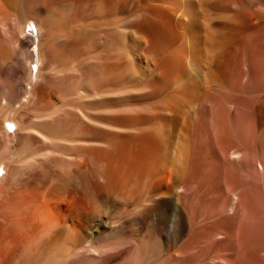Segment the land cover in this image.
<instances>
[{
	"label": "bare ground",
	"instance_id": "obj_1",
	"mask_svg": "<svg viewBox=\"0 0 264 264\" xmlns=\"http://www.w3.org/2000/svg\"><path fill=\"white\" fill-rule=\"evenodd\" d=\"M221 1L0 0V264H264V0Z\"/></svg>",
	"mask_w": 264,
	"mask_h": 264
},
{
	"label": "rangeland",
	"instance_id": "obj_2",
	"mask_svg": "<svg viewBox=\"0 0 264 264\" xmlns=\"http://www.w3.org/2000/svg\"><path fill=\"white\" fill-rule=\"evenodd\" d=\"M232 0H225V3L223 2V1H221L222 3V5L223 6H225V7H227V8H229V4H231L232 2H231ZM229 2V3H228ZM224 3V4H223ZM228 4V5H227ZM227 5V6H226ZM122 16V15H121ZM217 22V24H215ZM213 23L215 24V25H220L221 24V22H220V20H214L213 21ZM218 23H220V24H218ZM29 24H31V25H33V23L32 22H29ZM36 49V47H35V45H33V46H31L30 47V50H31V55H32V52L34 51ZM129 53H133L132 51L131 52H129ZM33 66V65H32ZM223 67H224V69H223ZM227 69V70H226ZM217 70H219L218 71V74H219V79H220V81H221V85L220 86H218V85H215L214 86V91H212L213 92V94H214V97H215V101L213 102V110H214V120L216 121V122H219L218 124V126H221L220 127V131H221V134L222 133H224V134H218V136H220V137H225L226 136V134H228L229 133V118L227 119L226 118V111H227V109L229 108V64H225V65H222L221 66V64H220V66L218 65V68H217ZM224 71V72H223ZM221 75V76H220ZM224 78V79H223ZM224 83V84H223ZM216 87V88H215ZM219 87V88H218ZM205 88V87H204ZM228 88V89H227ZM219 89V90H218ZM217 90V91H216ZM223 91V92H222ZM219 95H218V94ZM222 94V95H221ZM225 94V95H224ZM221 95V96H220ZM224 96V97H223ZM227 96V97H226ZM217 97H219L218 98V101H217ZM222 98V99H221ZM221 100V101H220ZM225 102H224V101ZM223 101V103H221ZM227 101V102H226ZM220 102V103H219ZM228 103V104H227ZM218 104V105H217ZM223 104V105H222ZM217 106H218V108H217ZM222 106H224L223 108L226 110V111H224L223 112V108H222ZM217 109V111H215L216 109ZM220 108V109H219ZM221 112V113H220ZM218 113H220V114H218ZM216 114H218V115H216ZM220 115H221V117H220ZM222 115H223V117H222ZM220 117V118H219ZM224 118H225V120H224ZM218 120V121H217ZM222 120V121H221ZM223 122H227V124L224 126V124L225 123H223ZM228 132V133H227ZM199 141L197 140V143H198ZM205 154L207 155V156H209L210 155V152H209V150H205ZM1 170H3L2 168H1ZM224 170H222V172H223ZM228 170H226V172L224 171L223 173L221 172H217V173H212V177L211 178H209L205 183H204V186H203V191H206V194L208 195L207 197H208V199L211 201V202H215V201H217L218 200V197H219V195H218V189L219 188H223V186H226V181H227V179L229 178H227V176L229 175V172H227ZM221 174V175H220ZM225 176V177H224ZM210 182V183H209ZM224 182V183H223ZM213 184H214V186H213ZM217 184V185H216ZM221 187H220V186ZM210 186H213V187H210ZM218 187V188H217ZM216 189V190H215ZM210 190V191H209ZM214 191V192H213ZM216 191V192H215ZM212 193H215V194H212ZM217 194V195H216ZM213 195H215V197L213 196ZM211 196V197H210ZM206 197V198H207ZM215 198H217L216 200H215ZM212 199L213 200H215V201H212ZM182 200H183V202H184V199L182 198ZM176 208H174V206L173 205H167V206H165V208L161 211L162 212V216H163V221H164V226H163V233L165 234V235H167L168 237H172L174 234H175V232L179 229V227H180V222H179V219H178V211H177V209L175 210ZM168 210V211H167ZM177 215V216H176ZM166 216V217H165ZM220 217V215L218 216L217 215V210L215 211V213H212L211 211L210 212H204L203 213V215H202V220L203 221H206V222H208V223H210V222H212V221H215V220H217L218 218ZM215 219V220H214ZM205 222V223H206ZM176 230V231H175ZM162 244H164V242L162 243ZM149 244H143L140 248H138L137 249V251H136V258H135V262H134V264H136V262H137V264H161L160 262H162V260H164L165 259V257L167 256V255H169L168 253L170 252V251H168L167 250V247L166 246H163V248H162V250H161V253L159 254V255H157V256H154V255H150L149 253H148V255H146V257L144 258L143 257V253H146V252H148L149 251V249L151 248L150 247V245L148 246ZM145 248V249H144ZM147 250V251H146ZM146 251V252H145ZM139 253V254H138ZM141 254V255H140Z\"/></svg>",
	"mask_w": 264,
	"mask_h": 264
}]
</instances>
